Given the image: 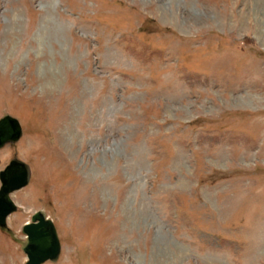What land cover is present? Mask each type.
<instances>
[{
	"label": "rangeland",
	"instance_id": "obj_1",
	"mask_svg": "<svg viewBox=\"0 0 264 264\" xmlns=\"http://www.w3.org/2000/svg\"><path fill=\"white\" fill-rule=\"evenodd\" d=\"M6 115L8 224L53 220L45 264H264V0H0Z\"/></svg>",
	"mask_w": 264,
	"mask_h": 264
},
{
	"label": "water",
	"instance_id": "obj_2",
	"mask_svg": "<svg viewBox=\"0 0 264 264\" xmlns=\"http://www.w3.org/2000/svg\"><path fill=\"white\" fill-rule=\"evenodd\" d=\"M23 135L18 119L6 116L0 120V149L6 144L17 143ZM31 179L29 166L21 160L14 159L0 173L2 188L0 190V229L9 233L14 239V233L7 226V217L17 210L10 194L26 187ZM28 240L18 241L22 250L27 254V264H43L48 260L57 261L61 245L51 220H47L43 212L33 217V223L24 227ZM17 240V239H16Z\"/></svg>",
	"mask_w": 264,
	"mask_h": 264
}]
</instances>
